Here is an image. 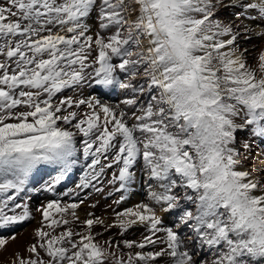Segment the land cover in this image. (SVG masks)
<instances>
[{
    "label": "snow or ice",
    "instance_id": "obj_1",
    "mask_svg": "<svg viewBox=\"0 0 264 264\" xmlns=\"http://www.w3.org/2000/svg\"><path fill=\"white\" fill-rule=\"evenodd\" d=\"M257 22L264 0H0V230L34 218L42 167L43 193L78 166L61 196L146 192L111 223L48 200L14 264H264V173L245 166L264 139V48L250 61L239 43ZM133 226L141 239L104 238Z\"/></svg>",
    "mask_w": 264,
    "mask_h": 264
},
{
    "label": "rangeland",
    "instance_id": "obj_2",
    "mask_svg": "<svg viewBox=\"0 0 264 264\" xmlns=\"http://www.w3.org/2000/svg\"><path fill=\"white\" fill-rule=\"evenodd\" d=\"M218 18L223 19L226 22H232L234 28L243 29L245 25L248 24L247 20L244 21V24H241V17L234 14L232 11H224L221 10L218 13ZM91 23V22H90ZM254 29V32L249 34L250 38L245 39V33L241 32V36L239 38V43L242 47L248 50L249 60L251 61V57L258 54V51L264 48V38L256 36L257 30H261V26L257 22L256 24L251 25ZM92 93L91 89H84L83 94L85 96ZM95 94V93H92ZM65 95H72V92L69 90L65 93ZM124 96L119 91H112L111 94L106 97V102L110 104H118ZM247 139L246 135H240L239 140L243 141ZM256 152H259L260 155H256ZM252 158L248 161H245V166L249 169L255 171L257 175L264 173V139L255 140L252 142ZM50 175H54L51 169L42 167L41 170L33 174V177H30V184L29 186L32 187V191L29 197H26L27 202L29 203V207L32 210L33 219L25 222H21L17 225L10 226L7 229L0 230V239L5 240V246L0 248V264H14L17 256L27 258L29 253L26 251L27 247L35 242L34 237V230L39 227L38 221L40 219V214L35 211L37 207H40L42 204L48 202V200L61 198L62 202L70 203L76 202L79 203L80 200H83L84 203L80 205L77 209L81 219H84L87 213L91 212L94 216L104 219L106 222H114V213L115 211H122L125 208L131 207L136 203H139L144 200L146 196V192L143 189V185L135 184L129 188V191L125 193V201L116 206L113 201L118 199L121 195L120 193H114L113 196H107V190L110 186L107 185L105 180V192L103 194L94 191L93 189H85L83 191L78 192L77 195H73L71 199L66 196H61V194L69 189H74L75 185L79 182V178L82 175V171L80 170L79 166L73 170L72 173L69 174L65 178L63 182V186H58L57 193H43L41 191L42 185L44 181L49 179ZM111 176L109 175L107 179H110ZM95 205V207H92ZM173 217H168V220H172ZM96 231L103 232V228L101 226H97ZM144 229L140 226H133L126 232L122 237L119 235V229L113 228L110 229L108 232L104 233V238L107 239L109 237H113L117 241L122 240H139L141 239V234L143 233ZM15 237L12 239L11 237ZM122 247V245H121ZM125 251H128L125 249ZM203 257H198V259H202Z\"/></svg>",
    "mask_w": 264,
    "mask_h": 264
},
{
    "label": "bare ground",
    "instance_id": "obj_3",
    "mask_svg": "<svg viewBox=\"0 0 264 264\" xmlns=\"http://www.w3.org/2000/svg\"><path fill=\"white\" fill-rule=\"evenodd\" d=\"M256 31H258L259 32V30H257V28H256ZM256 36H258V35H256ZM245 48V47H244ZM256 155H260V153L259 152H256ZM264 157V155H262V158Z\"/></svg>",
    "mask_w": 264,
    "mask_h": 264
}]
</instances>
